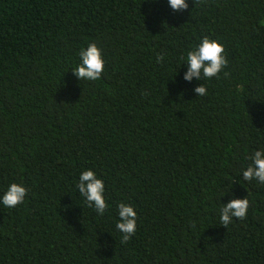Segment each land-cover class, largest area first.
Here are the masks:
<instances>
[{
    "label": "trees",
    "instance_id": "1",
    "mask_svg": "<svg viewBox=\"0 0 264 264\" xmlns=\"http://www.w3.org/2000/svg\"><path fill=\"white\" fill-rule=\"evenodd\" d=\"M187 2L0 0V197L28 190L0 202V264H264V184L242 177L264 150V0ZM205 36L228 75L187 82ZM90 43L105 70L80 81ZM86 170L103 216L76 187ZM246 197L224 228L220 209ZM120 203L138 217L127 244Z\"/></svg>",
    "mask_w": 264,
    "mask_h": 264
},
{
    "label": "clouds",
    "instance_id": "2",
    "mask_svg": "<svg viewBox=\"0 0 264 264\" xmlns=\"http://www.w3.org/2000/svg\"><path fill=\"white\" fill-rule=\"evenodd\" d=\"M148 2H157V0H148ZM205 0H194V3H204ZM170 8L174 12L188 10L187 0H168ZM81 63L72 69L73 75L78 80L97 81L101 79L105 62L101 49L95 44L90 43L87 49H81L79 52ZM163 55L157 56V63L164 61ZM224 46L207 36L203 37L200 44L191 51L187 52L186 65L187 71L183 79L191 82L194 78L200 81L202 78L212 79L220 78V73L228 66ZM228 75L224 72V76ZM195 93L198 97L207 95V89L202 84L195 87ZM252 163L243 171L242 177L246 182L256 180L264 184V150L255 151L250 157ZM79 194L85 198L89 208H94L97 214L103 216L109 205L105 199V184L98 178L92 170L83 171L79 176V182L76 185ZM28 196V190L20 184L12 183L5 191L0 202L6 208H16L25 203ZM250 202L246 198L231 199L220 209V223L224 228L232 222L233 218L244 220L247 216ZM119 222L116 224L117 230L122 234L121 244H127L137 231V213L132 206L120 203L118 206ZM195 227V224L192 225Z\"/></svg>",
    "mask_w": 264,
    "mask_h": 264
}]
</instances>
